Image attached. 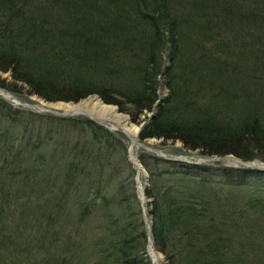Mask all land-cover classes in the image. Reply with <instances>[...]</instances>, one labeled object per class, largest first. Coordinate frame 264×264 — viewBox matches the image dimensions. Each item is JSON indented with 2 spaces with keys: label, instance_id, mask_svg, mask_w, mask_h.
<instances>
[{
  "label": "trees",
  "instance_id": "obj_1",
  "mask_svg": "<svg viewBox=\"0 0 264 264\" xmlns=\"http://www.w3.org/2000/svg\"><path fill=\"white\" fill-rule=\"evenodd\" d=\"M105 1L93 10V0H0V71L11 78L10 84L1 80L0 86L17 93L16 83L24 84L46 101L75 102L96 93L132 122L153 111L138 132L140 141L178 140L183 148L202 155L231 154L244 162H264V110L260 117L226 131L209 119L215 114L191 111L194 102L176 90L173 70L177 50L186 43L175 28L179 10L191 24L201 19L193 30L200 28L194 50L199 49L202 65L215 63L217 74L237 66L211 57L216 39L220 48H227L220 40L226 21L221 24L235 8L245 21L249 18L248 39L258 37L247 39L252 46L246 48L256 55V63H263L264 3L253 2L251 7L246 0ZM209 30L215 36L210 44ZM161 51L170 62L163 72L158 67ZM240 54H245L244 48ZM259 71L250 75L264 106V74ZM158 75L168 88L166 97L157 92ZM125 154L121 133L87 117L36 113L0 96V264H150L134 168ZM138 157L147 173L143 195L150 198L151 244L168 264H264L263 169L145 152ZM247 178L257 179L258 185L238 189ZM224 179L235 187L221 185L220 197L217 189L208 188L210 196L204 192V187L214 181L223 184ZM26 223L39 236L24 234ZM237 235L248 238V245L237 241ZM22 240L34 241L33 252L42 250V256L24 262V250L18 246Z\"/></svg>",
  "mask_w": 264,
  "mask_h": 264
},
{
  "label": "rangeland",
  "instance_id": "obj_2",
  "mask_svg": "<svg viewBox=\"0 0 264 264\" xmlns=\"http://www.w3.org/2000/svg\"><path fill=\"white\" fill-rule=\"evenodd\" d=\"M260 1L264 3V0H246V4L253 7L251 3L260 2ZM105 2H106L105 0H93V5H92L93 10H95L98 6L105 4ZM239 10L240 9L237 10L235 8L234 13L224 18L221 24L222 26H224V23L226 21V24H227V26L225 27L226 31H224V35L220 36V40L225 41V43H227V48L226 46H224V48H220V42L217 39L215 40V42H212V40H214V37H215L214 30H209L206 32V38L208 39L207 43L210 44L212 42L211 44L214 46L213 52L211 53L212 54L211 57H216L218 58L217 59L218 61H223V62L229 63L230 65L237 64L235 69H232L231 67V69H227L226 71H223L220 74H217V70L213 68V66L216 65L215 63H210L209 65H206V64L202 65L199 60V57H201V55H197L199 49H197V51L194 50V43L196 42V38H199L201 35L199 34L200 28L198 30L194 28L193 30V27L195 25L200 26L199 21H201V19L198 20L197 18L196 21L191 20L193 21V23L191 24L189 21V18L186 16H182L183 12H180L179 10L178 11L179 17H176L178 25L175 26V28H177V31L179 33V39H185V42L187 43V44L186 43L182 44L181 47L178 48L177 53H176L178 57L175 60L174 67H173L174 82L176 85V90L182 93L185 100L186 99L193 100L194 108L191 111L199 115L206 113L210 117H212L215 114L216 118H209V119L217 120L216 124L219 123L222 126V128L225 129L226 131L227 130L232 131V130L238 129L236 127H238L240 124L248 123L251 120V118L253 119L254 117H260L262 111L264 110V106H261L262 96L256 95V91L253 89V85L254 84L257 85V83L255 79L253 80L251 79V75H250L252 72L257 75L259 69H260L259 74H264V62L256 63L257 62L256 55L254 54L251 55V52L249 51V49L246 48V46L247 47L252 46L246 42L248 39V33L245 31V27L247 26V24H249V18H247L245 21L244 14L243 13L240 14ZM106 14H108V12H106ZM97 17L98 16H95L94 18L96 19ZM160 22H162V20ZM101 28L100 30H102ZM262 33H264V31H262ZM260 37H264V34ZM257 38L258 37L253 36L249 38L248 40H255ZM241 41H244L246 45L243 44ZM216 44L218 45L215 47ZM128 47L130 48L129 44H128ZM133 47L134 45L131 48ZM243 48H244L245 54L236 55L237 53L242 52ZM162 52L163 51H161L160 55H158V67L163 72L165 69V66H169L170 62H168V59L166 56L167 50L163 54ZM217 52H220V54H218ZM206 56L208 55H203L202 59H205ZM133 57H135V55H133ZM135 60L139 63V59H135ZM217 64L219 63L217 62ZM130 73L133 74V72H130ZM225 76H226L225 80L223 82H220V79H222ZM156 79L159 82L158 89H157L159 96L166 97L169 91H168V88L165 86L164 79L161 77V75H158ZM1 80L5 85L10 84L11 78H10L9 72L0 71V81ZM115 81L118 82L116 79ZM220 83H222V85H220ZM220 86H221V92H220ZM15 88H16V91H18L17 93H12L8 91L7 89L0 86V89L9 92L21 103L36 105L37 107H40V108H47V109H52V110H57V111L65 110L64 108L57 106V104L59 103L77 104L88 97H97L102 101V99L96 93L89 94V96L81 98L80 100L75 101V102L61 101V100L46 101L36 96L35 94L29 93L27 86H25L24 84L16 83ZM256 90L259 91L260 89L256 88ZM92 95H96V96H92ZM4 100L11 103L12 106L23 107L20 104H16L12 101H9L6 99ZM104 104L117 107L115 104H111V103H104ZM242 107H249V108L242 109ZM23 108H26V107H23ZM117 111L127 116V119L129 120L128 123L130 125L132 124V126H135V127L140 126V128L142 127L144 122L147 120V118L150 117L153 113V111L146 112L144 115H141L139 117V120L136 123L130 120L126 112L119 111L118 109ZM36 113H46V112H36ZM250 114L252 115L250 116ZM92 115H89V116L93 118L94 120L105 122L108 126H110V123H114V122L119 123V124L121 123V122H118L119 119H115V121L101 120ZM77 116L87 117L81 114H78ZM237 116H239V118H236ZM5 125H7V122H5ZM123 128L126 129V127L124 126ZM109 131L119 132L123 135L124 142L126 144V154H125L126 160L131 163L132 166L130 165V167L134 168V173H133L134 175L132 177V181L134 182L135 190H136L138 199L141 203V216H142V219H143V222L146 228V233H147V242H146L145 250H146V255L149 258L150 264H168V263L165 260L164 255L157 248L153 247L151 244L152 242H151L150 233H149L151 217L148 212V210L150 209V205H149L150 198H146L143 195L142 201L140 199V193H141L140 188L142 187V192H143L144 186L147 185V177H145L144 179L143 171L141 172V169H143L145 172L146 170L144 169V167L141 165L139 161L138 154L140 152L152 153L156 156L166 158V159L170 158L174 160L196 162V163L208 164V165H214V166H221V165L236 166L238 164L240 165L245 164V166L248 165L247 167L251 166L255 169L257 168L259 170L261 169L264 170V165L262 164L264 162L258 159H254L251 162H244V161H241L235 158L231 154L222 155V156H216V155L206 156V155H202L198 150H189V149L183 148L181 142L178 140L170 141V140H162L161 138L159 139V138L151 137V138H147V139L140 141L138 140L139 131L135 134V137H134L139 144L137 145L132 144L131 147L129 148V145H130L129 139L120 130V128L112 129ZM129 157H131V159ZM136 164H139L141 167L138 168ZM159 168L160 166L156 167V169H159ZM246 180H247L246 184L243 185L242 188H238V189H243V188L247 189V188H252V187L255 188L254 186L258 185V181L255 178H247ZM222 182L224 183L220 184V182L214 181L213 183H211V186L204 187L203 190L206 194L209 193L208 196H210L212 195L210 194L211 190L209 191H206V190L210 188L216 192L215 189H217L216 194L217 196L220 197V186L221 185L225 189H232V187H235V186H231L230 180L224 179L222 180ZM234 183H237V182L234 181ZM233 190H236V189H233ZM190 226H188V228L190 230L193 229ZM23 230H24L23 233L27 234L29 237H33L35 235L39 236L35 228L32 225H29L28 223H26V226H23ZM39 234H40V231H39ZM237 236H238L236 237L237 241H240L241 243H243V245H248L247 244L248 238L242 237L239 235ZM241 240H244L245 242ZM260 240L261 242L264 243V234L262 235ZM148 245L151 247L150 251L148 250ZM18 246L20 247L19 248L20 250H24V254H22V256L24 257V262H25V258L29 259L30 256H42V254L44 253V251L42 250H40L38 253L33 252L34 247L36 246L34 241H31L29 243L28 240H22V243L18 244ZM10 248H11V255L14 256L16 254L15 246H11ZM252 248L262 251V248H256V247H252ZM0 253L2 254L3 252H0ZM258 259H259V256H258Z\"/></svg>",
  "mask_w": 264,
  "mask_h": 264
},
{
  "label": "bare ground",
  "instance_id": "obj_3",
  "mask_svg": "<svg viewBox=\"0 0 264 264\" xmlns=\"http://www.w3.org/2000/svg\"><path fill=\"white\" fill-rule=\"evenodd\" d=\"M7 96V95H6ZM57 106L62 107L65 111H79L85 112L89 115L95 116L101 120H109L115 121V119H119V123H110L111 127L122 128L124 131L128 133L130 137H135L137 126H132L128 123L127 116L117 111V109L113 106L105 105L99 98L97 97H88L77 104H62L59 103ZM126 122V123H125ZM124 123V124H123ZM126 127L125 128H123ZM132 127V128H131ZM245 165V164H244ZM248 166V165H246ZM251 167V166H250ZM150 251V250H149Z\"/></svg>",
  "mask_w": 264,
  "mask_h": 264
},
{
  "label": "water",
  "instance_id": "obj_4",
  "mask_svg": "<svg viewBox=\"0 0 264 264\" xmlns=\"http://www.w3.org/2000/svg\"><path fill=\"white\" fill-rule=\"evenodd\" d=\"M7 95V96H6ZM0 96H2L4 99L6 100H9V101H12L16 104H20L21 106L23 107H26V108H30V109H34V111L36 112H46V113H51L53 115H56V116H63V117H69V116H76L78 114H81V115H85L87 116L88 119L94 121L95 123L105 127L106 129L108 130H112V129H117V127H111V126H108L105 122H101V121H98V120H94L93 118H91L89 115L83 113V112H79V111H65V110H60V111H57V110H52V109H47V108H40V107H37L36 105H31V104H26V103H21L19 102L12 94H10L9 92L7 91H4L2 89H0ZM89 96V95H88ZM92 96H96V95H92ZM117 108V107H115ZM139 127H137V130H136V133L139 131ZM120 130L128 137L129 139V148L131 147L132 144H139L136 139L133 137H130L128 135V133L126 131H124V129L120 128ZM131 159V157H129ZM264 165V163H262ZM138 168H140L141 166L139 164H136ZM143 171V174H144V179L145 177H147V174L146 172L141 169V172ZM140 199L142 201V198H143V195H142V187L140 188ZM150 242V240H149ZM151 247L148 245V250H150ZM152 260V259H151Z\"/></svg>",
  "mask_w": 264,
  "mask_h": 264
}]
</instances>
